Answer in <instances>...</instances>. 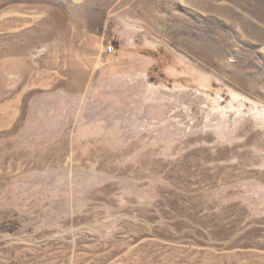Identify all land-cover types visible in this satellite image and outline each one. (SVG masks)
Here are the masks:
<instances>
[{"label":"rangeland","instance_id":"1","mask_svg":"<svg viewBox=\"0 0 264 264\" xmlns=\"http://www.w3.org/2000/svg\"><path fill=\"white\" fill-rule=\"evenodd\" d=\"M0 264H264V0H0Z\"/></svg>","mask_w":264,"mask_h":264},{"label":"bare ground","instance_id":"2","mask_svg":"<svg viewBox=\"0 0 264 264\" xmlns=\"http://www.w3.org/2000/svg\"><path fill=\"white\" fill-rule=\"evenodd\" d=\"M74 87H75V88L79 87V84L76 83V84L74 85Z\"/></svg>","mask_w":264,"mask_h":264},{"label":"built area","instance_id":"3","mask_svg":"<svg viewBox=\"0 0 264 264\" xmlns=\"http://www.w3.org/2000/svg\"><path fill=\"white\" fill-rule=\"evenodd\" d=\"M108 50H109V51H111V50H112V48H111V47H109V48H108Z\"/></svg>","mask_w":264,"mask_h":264}]
</instances>
